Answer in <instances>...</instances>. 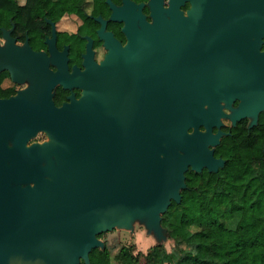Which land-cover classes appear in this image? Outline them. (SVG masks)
<instances>
[{
    "label": "water",
    "instance_id": "obj_1",
    "mask_svg": "<svg viewBox=\"0 0 264 264\" xmlns=\"http://www.w3.org/2000/svg\"><path fill=\"white\" fill-rule=\"evenodd\" d=\"M194 5L241 12V26L220 34L241 39V69L230 58L227 75L223 59H192L173 49L149 57L128 52L116 72L114 60L103 62L107 77L118 79L115 92L101 91L118 96L112 106L99 99L95 71L85 75L82 96L61 106L50 98L54 73L39 67L34 84L0 98V264L89 263L92 248L103 246L99 234L143 217L157 225L171 201L180 202L188 169L224 164L209 147L219 140L210 131L223 114L219 100H244L236 118L264 108L257 49L264 0ZM159 36L169 46L177 35L165 29ZM5 64L16 78L15 56L0 57V69ZM39 130L47 139L28 143Z\"/></svg>",
    "mask_w": 264,
    "mask_h": 264
},
{
    "label": "flooded vegetation",
    "instance_id": "obj_2",
    "mask_svg": "<svg viewBox=\"0 0 264 264\" xmlns=\"http://www.w3.org/2000/svg\"><path fill=\"white\" fill-rule=\"evenodd\" d=\"M50 1L49 5L31 6L27 0H16L15 19L0 14V57L13 54L17 66L16 78L7 64L0 69V98L15 96L34 84L39 67L54 73L50 98L55 105L79 99L85 89V75L95 71L99 99L112 106L118 96H104L101 91L114 86L109 91L115 92L118 79L107 77L108 64L103 62L114 60L116 72L128 52L129 57H149L163 56L173 49L176 55L192 59H223L227 75L230 58L235 60L232 66L241 69V39L220 37L230 26H241L239 10L198 7L195 0H78L64 6L53 4L58 0ZM165 29L177 35L167 40L169 46L159 36ZM141 32L143 37L137 38ZM257 49L264 57V37L258 41ZM224 82L229 88V79ZM243 102L237 96L229 104L219 100L223 114L211 125L210 131L219 133V140L209 147L213 148V156L224 162L223 149L234 136L253 127H264V108L234 117ZM199 130H205V126L199 125ZM41 139L34 137L28 143L44 140Z\"/></svg>",
    "mask_w": 264,
    "mask_h": 264
},
{
    "label": "trees",
    "instance_id": "obj_3",
    "mask_svg": "<svg viewBox=\"0 0 264 264\" xmlns=\"http://www.w3.org/2000/svg\"><path fill=\"white\" fill-rule=\"evenodd\" d=\"M16 4L0 0V14L15 19ZM49 4L50 0H27L31 6ZM263 137L264 127L242 131L223 149L225 162L217 171L185 172L180 202L171 201L161 214V224L174 243L172 250L155 245L142 256L132 245H122L112 257L103 245L92 248L89 263L78 264H155L158 255L163 264H264Z\"/></svg>",
    "mask_w": 264,
    "mask_h": 264
},
{
    "label": "rangeland",
    "instance_id": "obj_4",
    "mask_svg": "<svg viewBox=\"0 0 264 264\" xmlns=\"http://www.w3.org/2000/svg\"><path fill=\"white\" fill-rule=\"evenodd\" d=\"M41 138L47 139V134L43 130H39L35 134L36 140ZM163 227L161 220L157 225H153L147 217H143L139 220L134 219L128 228L117 225L111 230L103 232L98 239L103 245L108 246L112 257L122 245H132L134 250L143 256L148 249L155 245H164L168 251L173 249L174 243L169 238L168 233L166 235ZM141 262H145L143 257ZM155 264H163L160 255L155 258Z\"/></svg>",
    "mask_w": 264,
    "mask_h": 264
}]
</instances>
